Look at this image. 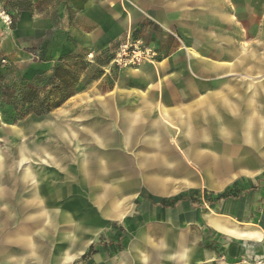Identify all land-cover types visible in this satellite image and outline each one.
<instances>
[{"label":"crops","instance_id":"crops-1","mask_svg":"<svg viewBox=\"0 0 264 264\" xmlns=\"http://www.w3.org/2000/svg\"><path fill=\"white\" fill-rule=\"evenodd\" d=\"M74 2L72 31L91 47L173 26L181 13L191 19L190 0ZM200 20L195 37L219 61L187 48L190 74L179 73L160 98L134 95L139 108L116 117L121 97L99 99L103 121L59 122L44 130L52 140L19 144L14 153L0 148V264H254L264 257V43L237 46L223 31L229 15L216 7ZM161 69L147 64L136 80L155 87ZM2 126L14 143L27 134ZM239 176L248 180L235 184L236 194L219 197ZM27 227L28 234L13 232ZM116 245L125 249L111 256Z\"/></svg>","mask_w":264,"mask_h":264},{"label":"rangeland","instance_id":"rangeland-1","mask_svg":"<svg viewBox=\"0 0 264 264\" xmlns=\"http://www.w3.org/2000/svg\"><path fill=\"white\" fill-rule=\"evenodd\" d=\"M74 1L0 0V148L6 152L14 153L17 145L22 143H31L38 139L52 140V135L44 130L55 128L59 122L103 121L106 117L95 104L99 99L121 97L114 104L116 117L121 110L139 108L137 103H131L134 95L146 94L160 98L168 88L177 85L176 77L179 73L190 74L186 59L187 48H193L211 60L219 61L214 50L209 51L194 34L193 25L201 21L202 12H207L208 6L216 7L229 15V22L222 21L223 31L237 46L260 48L264 43V0H213L212 4L211 0H205V4L190 0L186 10L191 13V19H183L185 16L181 13V20L174 22L173 26L166 27L159 23L157 26L135 31L131 35L133 45L126 53L118 48L123 38L105 47H91L85 44L84 38H77L75 31H72L73 12L76 8ZM214 27L218 31L217 26ZM258 53L259 58L264 60V49L260 48ZM60 60L66 71L63 76L76 75L78 78L74 94L49 113L38 115L34 110L42 106L46 96H50L49 102L60 99L61 95L57 90L60 82L48 81ZM147 64L162 66L160 86L149 87L147 83L136 80ZM241 76L246 78L245 75ZM20 77L32 83L38 90V100L26 102L18 99L19 92L26 88L18 80ZM263 77L264 70L258 74L259 80ZM175 92L178 97H183L180 89ZM18 114L23 118L18 119ZM117 121L116 119L115 122ZM8 124L27 131V134L14 143L4 133L5 128L2 125ZM246 179L248 180L239 176L228 186ZM146 188L140 185L139 191ZM134 210L135 205L129 215ZM117 224L112 221L108 226L112 229ZM28 231L27 227L16 228L13 232L28 234ZM102 238L103 231L95 237L90 247L96 248ZM153 239L156 237L153 236ZM117 247L116 250L110 247L111 256L121 251ZM80 260L74 264H78ZM105 260L94 263L106 264L108 258ZM210 264L218 262L212 261ZM254 264H260V259Z\"/></svg>","mask_w":264,"mask_h":264},{"label":"trees","instance_id":"trees-1","mask_svg":"<svg viewBox=\"0 0 264 264\" xmlns=\"http://www.w3.org/2000/svg\"><path fill=\"white\" fill-rule=\"evenodd\" d=\"M65 68L62 64V60H60L59 64L55 67L53 71V76L50 78L51 83H55V81L60 82V87L57 88L58 93L61 95L60 99L57 101H50V96H46V101L40 106V108H35V113L38 115L49 113L52 109L59 107L62 103H64L68 98H70L74 94V86L77 83V76L76 75H70L68 77H64L63 74L65 73ZM20 82L26 87L23 90L19 92L18 99L24 100L26 102H33L35 99H39V92L37 89L32 86V83H28L27 80L23 77L18 78ZM22 115L18 114V119H22ZM236 185L231 184L227 186L221 193H219V197H225L228 195H231L232 193L236 194V192H233ZM190 192H198L199 189H190ZM206 192H209V190H205ZM188 191L181 192L178 196L179 198L184 197L187 194ZM93 246L89 247L86 254L88 252H91ZM124 249L123 246L119 247V250ZM86 254L84 256H86Z\"/></svg>","mask_w":264,"mask_h":264},{"label":"built area","instance_id":"built-area-1","mask_svg":"<svg viewBox=\"0 0 264 264\" xmlns=\"http://www.w3.org/2000/svg\"><path fill=\"white\" fill-rule=\"evenodd\" d=\"M133 39L131 37L127 38V40H123L120 42L118 48L126 53L127 49L133 45ZM260 264H264V257L260 259Z\"/></svg>","mask_w":264,"mask_h":264},{"label":"bare ground","instance_id":"bare-ground-1","mask_svg":"<svg viewBox=\"0 0 264 264\" xmlns=\"http://www.w3.org/2000/svg\"><path fill=\"white\" fill-rule=\"evenodd\" d=\"M86 145V144H85ZM20 173V172H19ZM209 173V172H208ZM167 194V193H166ZM17 239V238H16ZM28 240V239H27ZM27 243H28V241H27ZM1 248V247H0ZM2 256V255H1Z\"/></svg>","mask_w":264,"mask_h":264}]
</instances>
